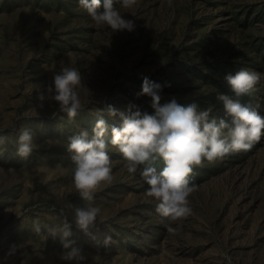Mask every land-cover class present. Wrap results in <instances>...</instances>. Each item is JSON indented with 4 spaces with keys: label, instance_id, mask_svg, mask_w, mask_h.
I'll return each instance as SVG.
<instances>
[{
    "label": "rangeland",
    "instance_id": "374dc122",
    "mask_svg": "<svg viewBox=\"0 0 264 264\" xmlns=\"http://www.w3.org/2000/svg\"><path fill=\"white\" fill-rule=\"evenodd\" d=\"M114 6L134 22L132 31L96 27L79 0H0V264H76L61 259L59 238L33 230L35 221L65 219L72 223L69 239L86 257L82 264H229L227 258L264 264V135L248 151L194 168L191 215L170 234L157 201L146 195L140 176L146 165L128 173L109 129L113 179L91 202L100 217L88 233L75 227L74 208L87 202L71 186L69 138L91 134L94 111L108 105L153 114L151 98L136 96L144 77L162 86V105L173 98L196 103L211 109L210 118L230 122L217 99L225 94L264 115V0H137L132 10L114 0ZM62 63L82 77L84 108L71 122L58 103L41 107L38 98ZM240 68L260 80L237 97L225 77ZM104 118L122 124L119 114ZM25 127L33 133L27 160L16 154ZM151 166L160 171L164 164ZM66 203L73 209L61 213Z\"/></svg>",
    "mask_w": 264,
    "mask_h": 264
},
{
    "label": "clouds",
    "instance_id": "9594fccd",
    "mask_svg": "<svg viewBox=\"0 0 264 264\" xmlns=\"http://www.w3.org/2000/svg\"><path fill=\"white\" fill-rule=\"evenodd\" d=\"M119 4L123 9L132 10L137 0H119ZM79 5L98 28H106L112 33L134 29V22L121 14L114 6V0H79ZM225 80L235 95L241 97L252 92L260 77L240 68L235 74L226 75ZM81 82L80 72L62 63L46 91L39 94L41 107L46 100L54 101L70 122L75 120L84 108L77 91ZM161 90L160 84L144 77L136 96L151 98L153 114L142 113L136 105H130L128 114H125L108 105L106 109L94 111L97 119L91 134L88 130H81L69 138L67 151L74 163L71 186L73 192L87 202L86 207L74 208L73 222L77 229L88 233L95 225L101 210L91 203L94 193L113 179L105 140L109 129L112 136L110 144L126 160L128 173L135 174L141 165H146L140 170L142 180L148 185L146 195L157 201L156 212L166 221L164 226L170 234L176 231L174 224L191 215L189 196L195 187L194 168L202 167L205 161L212 163L228 154L248 151L264 135V115L228 95L218 94L217 99L223 102L230 122L224 118H210L211 109L199 110L196 103L182 105L173 98L162 105ZM132 108L136 110L132 111ZM105 112L112 117L119 114L122 124L119 127L109 125L104 118ZM3 139L0 137V142ZM17 144L16 154L27 160L33 151V133L29 128L20 130ZM157 160L164 164L160 171L151 166ZM64 207L73 209V205L66 203L61 207V213ZM33 230L37 234L44 231L53 239L59 238L65 249L62 260L75 261L76 264L86 260L81 249L75 246L76 241L69 239L73 235L72 223L66 219L60 224L35 221ZM111 243V236L103 239L104 246ZM227 259L231 264L230 258Z\"/></svg>",
    "mask_w": 264,
    "mask_h": 264
}]
</instances>
